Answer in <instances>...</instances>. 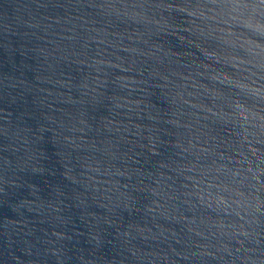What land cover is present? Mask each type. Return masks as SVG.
Returning a JSON list of instances; mask_svg holds the SVG:
<instances>
[{
	"label": "water",
	"instance_id": "obj_1",
	"mask_svg": "<svg viewBox=\"0 0 264 264\" xmlns=\"http://www.w3.org/2000/svg\"><path fill=\"white\" fill-rule=\"evenodd\" d=\"M0 264H264V0H0Z\"/></svg>",
	"mask_w": 264,
	"mask_h": 264
}]
</instances>
